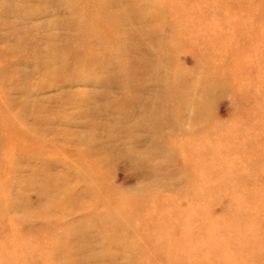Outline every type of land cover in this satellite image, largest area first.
<instances>
[{
    "label": "rangeland",
    "instance_id": "374dc122",
    "mask_svg": "<svg viewBox=\"0 0 264 264\" xmlns=\"http://www.w3.org/2000/svg\"><path fill=\"white\" fill-rule=\"evenodd\" d=\"M0 264H264V0H0Z\"/></svg>",
    "mask_w": 264,
    "mask_h": 264
},
{
    "label": "bare ground",
    "instance_id": "6f19581e",
    "mask_svg": "<svg viewBox=\"0 0 264 264\" xmlns=\"http://www.w3.org/2000/svg\"><path fill=\"white\" fill-rule=\"evenodd\" d=\"M98 4H99V6L101 5V7H99V9H100L101 12L106 16V18H107L108 20H109L110 18L113 17V15H111L110 13H106V12L103 11V10H104V5H102L101 2H99Z\"/></svg>",
    "mask_w": 264,
    "mask_h": 264
}]
</instances>
